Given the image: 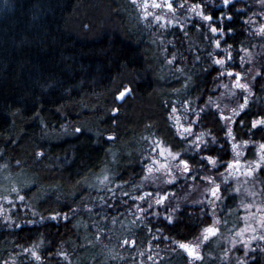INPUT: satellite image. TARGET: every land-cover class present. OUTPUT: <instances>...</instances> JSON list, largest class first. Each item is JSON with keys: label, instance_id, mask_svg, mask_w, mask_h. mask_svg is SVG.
<instances>
[{"label": "trees", "instance_id": "16d2710c", "mask_svg": "<svg viewBox=\"0 0 264 264\" xmlns=\"http://www.w3.org/2000/svg\"><path fill=\"white\" fill-rule=\"evenodd\" d=\"M246 2L231 0L225 11L231 19L216 21L218 27L234 30L224 43L231 44L235 53L248 37L242 21L245 14L235 8ZM206 10L218 19L223 9L209 5ZM187 32L183 35L177 27L166 31V42L173 41L165 47L166 54L181 52L193 70L209 66L219 70L220 66L210 65L208 46H193L195 29ZM132 39L138 47H130ZM165 48L143 30L129 0H0V169L19 180L26 203L17 217L24 225L9 227L0 220V264L33 245L41 260L21 254L17 264L125 263L111 259L107 248L94 239L98 193L91 189L82 195L77 181L89 169L95 171L108 148L121 159L133 130L155 118L159 98L137 77L144 61L159 59ZM207 79L205 76L204 81ZM126 87L131 91L119 100ZM250 89L245 93L248 106L227 127L218 113L205 115L204 120L218 135L231 127L235 139H264V130L251 124L264 116L262 75L252 81ZM245 96L238 94L231 108L244 103ZM176 102L173 97L170 110ZM229 142L221 136L220 147L214 150L221 153ZM126 197L113 202V208ZM109 200H105L106 218L114 212ZM123 209L118 207L115 212L121 214ZM200 209L191 207L175 224L164 227L159 241L164 236L169 241L194 239L206 212ZM53 212L60 216L52 219ZM219 215L224 222L237 221L235 201L222 202ZM105 223L108 226L109 221ZM149 224L152 231L162 230L160 219ZM147 227H137V244L148 242L151 233ZM179 260V264H188L183 255Z\"/></svg>", "mask_w": 264, "mask_h": 264}, {"label": "clouds", "instance_id": "9594fccd", "mask_svg": "<svg viewBox=\"0 0 264 264\" xmlns=\"http://www.w3.org/2000/svg\"><path fill=\"white\" fill-rule=\"evenodd\" d=\"M133 2L136 3L137 10L141 11L143 17L142 4L138 0H133ZM251 2L258 8L249 13L248 24H252L256 14L264 17V0H251ZM239 7L244 6L240 5ZM260 35H264V33H260ZM167 43L171 44L173 41ZM138 46L139 43L132 39L130 47ZM229 46L231 47V45ZM166 53L167 49H162L159 59L144 61L137 77L143 87L150 89L159 98V107L155 118L151 119L150 124L133 130L129 136L131 144L125 141L128 147L126 154L121 159H117L116 152L112 148H108L105 155L97 161L95 171L89 169L77 183L80 185L82 195L85 196L90 193L91 189L103 188L107 190L110 185L115 187L117 182L121 185V191H124V187L127 186L129 194L144 195L148 193L150 195H146L145 200L140 201L147 204L146 213L148 216H151L153 214L151 210L158 206L156 204L158 196L166 194L167 199L159 204L163 210L156 213L163 225L162 231L168 224H175L180 220L192 206L203 204V208H207L208 211L203 214L202 222L192 236L198 239L201 230L206 225L220 220L221 202L237 200L239 203L237 198L243 199L249 195L244 190L249 185L256 196L264 197V172L258 171L250 179L236 181L227 167L230 160L238 158L236 150L231 146L230 151L229 146L225 151L230 154L222 156L213 149V146L220 144L221 136L231 140L227 131L218 135L213 126H209L204 120L207 113L215 112L217 114L218 112L212 93L223 95L219 91V86L227 85L224 83L222 74L227 71V68L221 65L219 70L210 66L207 69L196 68L193 70L194 66L188 63L187 58L181 52H173L171 55ZM209 57L210 65H215L214 55L210 53ZM253 68L255 69V66ZM202 72L203 75H201ZM205 76L208 77L206 82L204 81ZM228 88L229 93H232L233 89L229 85ZM173 97L182 110V124L186 127L190 126L191 131L178 129L174 119L175 113L171 110L169 115V106L172 104ZM198 101L202 102L198 103ZM223 108L227 109L229 105L224 104ZM213 109L216 111H212ZM228 124L227 121L223 123L225 127ZM194 126L198 127L194 130ZM243 142L244 139L237 142L239 149H243ZM254 143H259V141ZM161 146L168 150V155L161 156ZM156 161L160 163H156ZM181 161H188L187 170ZM164 163H167V167H161ZM150 165L151 171H149ZM101 176L107 177L103 183L98 180V177ZM230 181L232 183H229ZM85 185L88 187L85 188ZM213 188H217L215 196L211 193ZM85 206L87 207V205ZM203 208H201V212H203ZM33 212L35 213V209ZM35 214L39 215V213ZM4 215L9 221V227L15 225L19 228V225L23 224V221L18 220L17 217L8 216L7 213ZM168 216L173 217L171 223L166 219ZM40 219L43 220L44 217L41 216ZM32 223H37V221H29V224ZM141 223H145V220L142 219ZM220 226L223 228L222 224ZM99 243L103 246V239H100ZM206 256L212 258L213 252H206ZM222 258L227 259L223 255Z\"/></svg>", "mask_w": 264, "mask_h": 264}, {"label": "rangeland", "instance_id": "374dc122", "mask_svg": "<svg viewBox=\"0 0 264 264\" xmlns=\"http://www.w3.org/2000/svg\"><path fill=\"white\" fill-rule=\"evenodd\" d=\"M231 1V0H230ZM244 7H237L235 8V11H242L244 12V17L242 18L243 24L245 26V33H247L248 37L245 38V42H241L238 44V52H234V48L231 44H225L224 39L227 35L231 34V31L224 30L222 27H218L217 20L220 21L224 17L225 19H231L230 14L225 12L228 8L224 2V0H177V8L175 12H171L166 7L162 8H151L149 7V11L153 13V16L149 17H142L141 11L137 10L136 3L133 2V0H129L130 8L134 11V16L136 17L138 23L141 25L143 30L146 31V33L151 35V38L155 39V42L159 44V46L165 48L168 43L166 42V39L164 36L166 35V31L170 30L172 28L177 27L179 31L183 32V35L188 33L187 31L189 29H195V38H192L193 46L200 45L202 48L204 45L208 46L211 50V54H213L215 57L219 56L222 58H227V53L225 52V48L228 49V51L232 52L233 59L227 60V66L228 67H234L236 71H241L243 73L242 76V82L248 83L249 86L251 85L252 81L254 80L253 77H259L260 75L257 74L256 69H261L262 73H264V35H260V32L258 30V26L262 23H264V17L260 16L259 14H256L253 18L252 24L247 23V18L250 12H253L256 7H254L251 2H248ZM139 3L143 5L144 0H138ZM157 2L163 3L164 0H157ZM190 3H199L203 5V11L205 14L211 15L210 10H206V7L211 5L213 9H223L220 12V16L218 19H213L212 17L211 21H205L203 20L198 14L192 13L189 14V8L187 5ZM181 4H184V7H180ZM252 5V6H251ZM255 5V4H254ZM250 6V7H249ZM144 11V10H143ZM156 15L164 16L166 19H162L160 21H157L155 19ZM183 18V19H181ZM172 21H180L184 24V28H180L177 24L172 23ZM215 24L219 29H222V31H218L216 33H213L211 29V25ZM149 25H151L149 27ZM220 40L221 41V47L218 49L216 48L215 41ZM171 41V40H170ZM231 45V47H229ZM243 48H246L249 50V52L245 53ZM236 54V55H235ZM250 55V56H249ZM214 57V58H215ZM241 57H245L244 61L241 62ZM238 64L237 67L235 64ZM255 66V69L253 68ZM248 69H253L252 71H246ZM222 71V70H221ZM232 79L233 77H228L226 74L224 75V83L229 85L233 89L232 93H229V88H225L223 86H219V91L223 93V95H216L215 93H212L214 96V103L215 105H219L220 109L223 110V112L227 115H231L232 108L234 106V99L237 97L238 94H242L245 96L246 91L243 89H236L232 85ZM247 94V93H246ZM224 104H228L229 108L225 109L223 108ZM240 104V103H239ZM238 104V105H239ZM238 105H236L238 108ZM175 107L177 109L175 113V118H179L181 123L183 120L182 116V110L179 108V104L176 102L172 106L171 110ZM170 110V114H171ZM216 111V109H213ZM218 113V112H217ZM169 114V115H170ZM174 118V119H175ZM259 119V118H258ZM176 121V120H175ZM224 123V120H222ZM229 122V121H227ZM195 130V126H194ZM241 139L248 140L250 143L248 145H244L243 149H239L241 152V155L238 157L242 161V166L244 163L250 162L256 158H258V145L259 143H264L263 138H239L235 139L236 142L240 141ZM255 141H259V143H254ZM232 142L230 140L229 146L231 151V145ZM228 146V147H229ZM215 146H213V149ZM216 147H220L216 146ZM226 147V149L228 148ZM222 156H227L230 154L229 152H225V149L220 153ZM0 169V196H7L8 199H0V220L4 222L9 221L5 218V213L8 214V216H11L13 218L18 217V209H23L24 211V204L25 199L23 201L17 199V194L12 192L13 188L20 187V182L16 177H12V175L8 173H2ZM250 179V177L237 174L234 176V180L236 181H243ZM229 183H232L230 181ZM248 188H251V185L248 186ZM96 191L98 193V206L99 211L97 210L95 218L93 217V224L95 229V235L94 239L99 240L103 239L104 245L103 248H107L108 256L111 257V259L118 260L119 263L122 261H125L124 264H179V255H183L186 259V262L188 264H200L199 261L193 262V260H189L187 253L183 250L179 249L177 245L173 243V241H169V239L164 236L163 241H159V238L161 237V231L160 229H155V231H149V227H147V232L151 233V236L149 237V240L146 244H137L135 246L131 245H124L123 241L125 239H135V233L137 227H139L141 224L145 225H151L149 223H154L160 217L156 214L158 211H162V206H156L154 207L152 211V215L148 216L145 212L143 215L137 210V207H142L144 209L147 208V204L140 202L136 199L137 195H140V193L136 194H129L127 192V186L124 187V191H121V185L119 182L113 186H109L107 190L103 188H96ZM107 191V194H105ZM123 193V194H122ZM19 195L23 196L19 193ZM103 197V199H99V197ZM127 196V197H126ZM126 197L125 200L122 201L123 204L120 206H115L113 208V204L116 201H119V198ZM109 200V209L112 207V216L106 219L105 212L107 208L105 207V200ZM239 200V203H237V200L235 201V204L239 210V216L237 221L234 222H226L224 223L223 220H221V224L223 225L222 228V235L220 237H217L216 240H214L211 244H209L207 247H201V253L203 255V259L205 261V264H247L248 261H251L253 259V252L255 250V245L257 240L259 239V235L263 234V229L259 227V223L257 221L256 227H257V233H245V236H251L256 235L257 238L251 240L249 246L245 247L244 243H236L233 244V238L234 233L237 228H242L245 225V215L248 212H251L253 214L257 213L259 210L256 207V205L261 204V201L264 200V197L261 196H255L252 197L251 195H247L243 197V199L237 198ZM241 201H244L245 203H250L253 206L249 209H245L241 206ZM114 202V203H113ZM26 204V203H25ZM222 202L220 203L221 206ZM124 207L123 211L120 213H117L118 207ZM195 207H201L203 208V204L194 205L192 208ZM201 210V209H200ZM203 211H208L207 208H203ZM203 213V212H202ZM112 217L116 218V223H112ZM220 217V215H219ZM145 220V223H138V221ZM105 221H109V224L105 223ZM131 221V223H130ZM100 228H103L104 231L99 232L98 230ZM98 234V238H97ZM241 240H244V237L240 238ZM197 239H190L189 241H196ZM101 245V244H100ZM24 248V249H31ZM20 251L19 253L12 255L10 258L5 260L2 264H17L18 256L23 254L26 255L27 258L35 259L30 252ZM109 249H111V252H109ZM36 250L38 251V248L36 247ZM211 251L213 252V257L209 258L206 256V252ZM227 252V259L222 258V253ZM151 256V259L149 257ZM36 260V259H35ZM66 260H69V255L67 254Z\"/></svg>", "mask_w": 264, "mask_h": 264}, {"label": "snow or ice", "instance_id": "6c2138e0", "mask_svg": "<svg viewBox=\"0 0 264 264\" xmlns=\"http://www.w3.org/2000/svg\"><path fill=\"white\" fill-rule=\"evenodd\" d=\"M225 4H229L230 0H224ZM184 4H181L180 7H184ZM189 8V14L192 13H196L198 14L203 20L205 21H211L212 17L211 15L205 14V12L203 11V5L199 4V3H190L189 5H187ZM143 7V15L144 17H149V16H153V13H151L148 9L149 7L151 8H162V7H166L167 9H169L171 12H175L176 8H177V0H164L163 3L157 2V0H144V3L142 5ZM155 19L157 21H160L162 19H166V17L164 16H160V15H156ZM172 23L177 24L181 29L184 28V24L181 23L180 21H172ZM213 33H216L218 31H222V29H219L215 24L211 25V29H210ZM258 30L260 33H264V23L260 24L258 26ZM229 31H234L232 29H230ZM215 45L216 48H220L221 47V41L220 40H216L215 41ZM230 47V46H229ZM225 52L227 53V58H222L219 56L215 57L214 63L215 65L218 66H225L227 68V71L225 73H222L223 75H227L228 77H233L234 79H232V85L236 88V89H243L245 91H250V86L248 83L242 82V76L243 73L241 71H236L234 67H228L227 66V60H231L233 59V55L232 52L228 51V49H224ZM242 50L247 53L249 52L248 49L243 48ZM197 59L199 58L198 56L196 57ZM245 59V57H241V62H243ZM257 74L258 75H262V78H264V73H262L261 69H257ZM253 79H255V77H253ZM225 88H228V85L224 86ZM131 89L130 88H125L123 91H121L118 95V99L119 100H123L125 97V94L130 92ZM248 106V97L245 96L244 97V103L238 105V108H234L231 111V115H227L223 112V110L220 109L219 105H216L217 109H218V114L221 120L224 121H230V122H234L235 118L238 117L240 115L241 112H243L246 107ZM114 111H116V109H114ZM177 109L175 107H173L172 112L176 113ZM176 120V127L178 129H182L184 131H191V127L190 126H185L181 123L179 118H175ZM241 123H243V121H240ZM252 124V128H257L260 127L262 130H264V116L260 117L259 119H253L251 121ZM227 133L229 134V136L231 137L232 142V148L234 150H236V156L239 157L240 156V151H239V145L237 144L235 137L233 135V129L231 127L228 128ZM199 139V138H198ZM244 145H248L250 143V141L248 140H244ZM257 151L259 153L258 158L244 163L242 166V161L238 158H234L232 160H230L228 162V169L231 175L236 176L237 174H242L248 177H254V175L256 174V172L261 171L264 172V143H259ZM160 154L161 156H165L168 155V150L165 149L163 146L160 147ZM209 159H211V157H209ZM156 163H160L159 161H156ZM181 163L185 166V169H188V161H181ZM161 167H167V163H164L161 165ZM151 165L149 166V171H151ZM98 180L100 182H105L107 180L106 176H101L98 177ZM22 189L20 187L18 188H13L12 192L17 194V199L23 201L25 199L24 196L19 195L20 191ZM246 192L249 193V195H251L252 197L256 196V193L254 191H252L251 188H245L244 189ZM217 192V188H213L211 190V193L213 196L216 195ZM123 194V193H122ZM146 195H150L148 193L144 194V195H137L136 199L139 201H144ZM9 197L7 196H0V199H8ZM99 199H103V197H99ZM167 199V195L163 194V195H159L157 200H156V204L159 205L161 203H163L165 200ZM241 206L244 207L245 209H249L251 208L253 205L250 203H245L244 201H241ZM256 207L258 208V212L253 214L251 212H248L244 219H245V225L242 228H237L235 233H234V238H233V244L236 243H244L245 247L249 246L251 240L256 239L257 236L256 235H251V236H245V233H257V221L259 223V227L261 229H264V200L261 201V204L256 205ZM2 210V209H0ZM137 210L143 215L146 212V209L142 208V207H137ZM50 216L52 219H57L60 214L57 212H53L50 213ZM64 218L67 219L68 218V214L65 213L64 214ZM107 219V218H106ZM112 223L115 224L116 218L112 217ZM166 219L171 223L173 221V217L168 216L166 217ZM141 221H138V223H140ZM131 223V221H130ZM226 223V222H224ZM221 225V221L220 220H216L211 224L206 225L200 233L199 238L196 240V242H191V241H187L186 239H173V243L175 245L178 246L179 249L183 250L184 252L187 253V256L192 258L193 262L199 261L200 264H205V261L203 259V255L200 251L201 247H207L209 244H211L214 240L217 239V237H219L222 233V227ZM149 227V231H152L151 226ZM99 232L104 231L103 228H100L98 230ZM162 231V230H160ZM244 237V240H241L240 238ZM97 238H98V234H97ZM259 239L264 240V234H260L259 235ZM138 241L136 239H125L123 241L124 245H131V246H135L137 245ZM24 251L26 252H30V254L35 257V259L37 261L41 260V256L40 253L36 250V246L33 245L31 249H24ZM59 255L63 256L65 259L67 258V254L63 251L59 252ZM223 256L227 257V252H223L222 253ZM149 259H151V256L149 257ZM161 264H163V262H161Z\"/></svg>", "mask_w": 264, "mask_h": 264}, {"label": "flooded vegetation", "instance_id": "af4514ba", "mask_svg": "<svg viewBox=\"0 0 264 264\" xmlns=\"http://www.w3.org/2000/svg\"><path fill=\"white\" fill-rule=\"evenodd\" d=\"M222 218L220 217V221ZM264 234V229L263 232ZM196 242V241H191ZM255 250L253 252V259L251 261H248L247 264H264V240L258 239L256 242V245L254 246ZM202 249H200L201 251ZM189 260H192V258L188 257Z\"/></svg>", "mask_w": 264, "mask_h": 264}]
</instances>
